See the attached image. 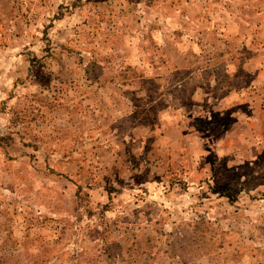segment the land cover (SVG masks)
<instances>
[{
    "label": "rangeland",
    "instance_id": "rangeland-1",
    "mask_svg": "<svg viewBox=\"0 0 264 264\" xmlns=\"http://www.w3.org/2000/svg\"><path fill=\"white\" fill-rule=\"evenodd\" d=\"M0 264H264V0H0Z\"/></svg>",
    "mask_w": 264,
    "mask_h": 264
}]
</instances>
